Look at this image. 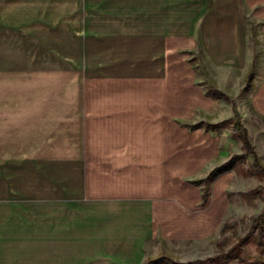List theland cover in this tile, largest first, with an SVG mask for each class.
Returning a JSON list of instances; mask_svg holds the SVG:
<instances>
[{"label": "crops", "instance_id": "obj_1", "mask_svg": "<svg viewBox=\"0 0 264 264\" xmlns=\"http://www.w3.org/2000/svg\"><path fill=\"white\" fill-rule=\"evenodd\" d=\"M258 3L0 0V253L165 264L161 243L170 254L216 236L232 173L203 195L188 178L224 162L220 139L176 120L218 118L190 53L230 80L246 63L243 9Z\"/></svg>", "mask_w": 264, "mask_h": 264}, {"label": "rangeland", "instance_id": "obj_2", "mask_svg": "<svg viewBox=\"0 0 264 264\" xmlns=\"http://www.w3.org/2000/svg\"><path fill=\"white\" fill-rule=\"evenodd\" d=\"M259 5L261 3H258L257 7L251 11L243 9L242 15L246 23V63L241 69L229 71L228 79L230 80L226 81V78H222L223 71L225 75L228 71L212 63L209 65L199 49L193 50V53H190L191 56L189 55L192 65L198 71L200 84H203L208 93L210 91L223 93L224 96L218 94L213 96L219 98L224 105L215 114L218 118L214 119L216 121L214 123L220 124H217L215 128L211 126L213 124L211 115L208 118L205 117L203 121L177 119V128L199 127L216 130L220 139L218 145L220 156L225 160L209 169L203 178L191 177L188 180L196 184L203 183V195H205L210 190L209 185L212 180L221 172L230 170L232 178L230 184L224 189L227 213L218 234L204 244L192 247L178 246L176 253L171 250L170 254L167 253L169 249H166V245L161 243L159 249L168 255L159 257L162 262L163 257L170 256L169 258L177 262L194 261L197 264L264 263V234L260 235L258 229L251 226L253 220L264 208V172L254 165L255 160L264 165V106L260 107L254 102L256 95L257 100L263 97V94H260L263 93L262 91L257 92L264 82V10L259 11L261 7ZM1 32L0 30V34L3 35ZM249 75L250 78L247 79ZM208 77L218 84H222L224 79L225 85H228V91L214 88L215 86L208 81ZM235 123L243 127L245 138L252 147L253 153H247L240 137V130L233 129ZM165 127L167 128V124ZM245 154L242 160L240 155ZM228 160L230 164L208 178L210 172L221 167ZM258 225L264 229V221ZM72 254V252H66L67 256ZM0 255V264H25L23 252H2ZM16 255L18 258L15 262ZM214 257H217V260H209ZM32 264H44L39 251L33 253ZM65 264H73V262L68 260Z\"/></svg>", "mask_w": 264, "mask_h": 264}, {"label": "trees", "instance_id": "obj_3", "mask_svg": "<svg viewBox=\"0 0 264 264\" xmlns=\"http://www.w3.org/2000/svg\"><path fill=\"white\" fill-rule=\"evenodd\" d=\"M250 78V75L249 77H247V79ZM210 93L214 96H216L217 94L219 96H224L223 93L221 92H217V91H210ZM220 125L219 123H213L211 124V126H213V128L216 127V125ZM234 130H237L239 129L240 130V137L242 138V141H243V144L244 146L246 147V150H247V153L250 152V153H253V149L252 147L250 146L249 142L246 140L245 138V133H244V129L243 127L241 126H238L237 123L234 124V127H233ZM246 154L245 155H240L241 159L243 160L245 158ZM231 162L228 160L226 161L225 163H223V165H221V167L219 166L218 168H216L215 170H213L212 172H210V174L208 175V178H211L215 173H217L221 168H224L225 166H227L228 164H230ZM254 165L256 166V168H258L259 170L263 171L264 172V165L260 164L258 161L255 160L254 162ZM264 221V208L263 210L256 216V218L253 220L251 226L254 227V228H257L258 231H259V234L260 235H263L264 234V229L263 228H260V226L258 225L259 223H262ZM217 260V257H214V258H210L209 260L210 261H213V260ZM219 259V258H218ZM162 260H164L163 262L166 263V264H197V262H194V261H190V262H177L175 260H173L172 258H169V257H163ZM144 264H148V263H144ZM260 264H264V263H260Z\"/></svg>", "mask_w": 264, "mask_h": 264}]
</instances>
